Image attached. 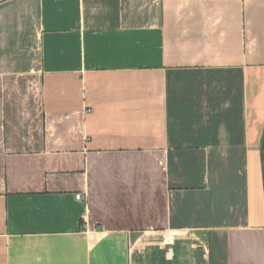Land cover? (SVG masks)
Wrapping results in <instances>:
<instances>
[{"label": "crops", "instance_id": "0c3cea01", "mask_svg": "<svg viewBox=\"0 0 264 264\" xmlns=\"http://www.w3.org/2000/svg\"><path fill=\"white\" fill-rule=\"evenodd\" d=\"M0 264H264V0H0Z\"/></svg>", "mask_w": 264, "mask_h": 264}, {"label": "built area", "instance_id": "2783aa9c", "mask_svg": "<svg viewBox=\"0 0 264 264\" xmlns=\"http://www.w3.org/2000/svg\"><path fill=\"white\" fill-rule=\"evenodd\" d=\"M76 198L79 199V200H82V199H83V197H82L81 194H77V195H76Z\"/></svg>", "mask_w": 264, "mask_h": 264}]
</instances>
